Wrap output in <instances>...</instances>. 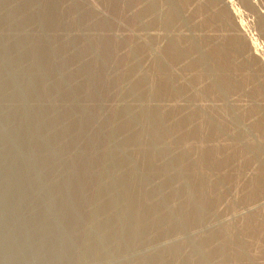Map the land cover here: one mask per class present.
Segmentation results:
<instances>
[{
    "label": "rangeland",
    "instance_id": "obj_1",
    "mask_svg": "<svg viewBox=\"0 0 264 264\" xmlns=\"http://www.w3.org/2000/svg\"><path fill=\"white\" fill-rule=\"evenodd\" d=\"M263 126L264 0H0V264H264Z\"/></svg>",
    "mask_w": 264,
    "mask_h": 264
},
{
    "label": "bare ground",
    "instance_id": "obj_2",
    "mask_svg": "<svg viewBox=\"0 0 264 264\" xmlns=\"http://www.w3.org/2000/svg\"><path fill=\"white\" fill-rule=\"evenodd\" d=\"M174 1H176V0H172V2L174 3ZM156 2V1H155ZM171 2V0H170V3H172ZM162 4V3H161ZM166 4V3H165ZM153 5H156V4H153ZM152 5V6H153ZM177 5V4H176ZM160 7V6H159ZM149 8H151V9H153L152 7H151V4L150 5H148L147 6V10L149 9ZM155 8V7H154ZM171 8V7H170ZM146 10V11H147ZM156 10V9H155ZM139 11V10H138ZM149 11H150V9H149ZM171 12H172V10H171ZM177 12V11H176ZM153 15V14H152ZM160 15L161 16H159V19L161 20V19H163L165 22H167V23H170L172 20L174 21L175 19H176V17H174L175 15H173L172 13H170L169 11L168 12H166V13H164V14H161L160 13ZM165 16V17H164ZM213 18V17H212ZM211 18V19H212ZM222 18H223V15H222ZM159 20V21H160ZM175 24V23H174ZM238 42V41H237ZM101 45V44H100ZM191 45V44H190ZM238 46H239V44H238ZM237 46V47H238ZM242 46V45H241ZM99 48V47H98ZM241 48V47H240ZM172 49L173 50H176V48L175 47H172ZM199 49H201V47L199 46V44L198 43H192V45H191V51L193 52H197ZM177 51V50H176ZM178 53H177V55H181V57H182V55L184 54V53H186L185 52V50H184V47H183V49L182 50H179V51H177ZM188 53H189V50H188ZM176 54V53H175ZM184 56V55H183ZM235 56V55H234ZM204 60H205V58H204ZM230 60V59H229ZM206 61V60H205ZM209 61V60H208ZM211 61V60H210ZM202 62H204V61H202L201 60V62L200 63H202ZM205 63V62H204ZM211 63H212V61H211ZM193 66V65H192ZM202 66V65H201ZM194 67V66H193ZM219 68V67H218ZM198 69H200L199 67H198ZM201 69H203V68H201ZM217 69V68H216ZM221 70V69H220ZM199 71V70H198ZM201 71V70H200ZM221 72V71H220ZM156 73V72H155ZM201 73V72H200ZM199 73V74H200ZM205 73V72H204ZM213 74V73H212ZM223 74V73H222ZM204 75V74H203ZM216 76H219L221 79H223V82H221V83H224L223 85H224V87H223V85H221V87H222V89L220 88V90H218V89H216L217 90V92L219 91L220 92V94H222V95H224L227 91H228V89H229V87L231 86V82L233 81V79H230V78H228V77H225V76H223V75H221V74H218V75H216ZM162 77V76H161ZM214 78H216L215 77V74H214ZM239 79V78H238ZM237 79V80H238ZM211 80V79H210ZM216 80V79H215ZM219 80V79H218ZM217 80V81H218ZM216 81V83L218 84V83H220V81L219 82H217ZM222 81V80H221ZM235 82V81H234ZM239 82V81H238ZM238 82H236V83H238ZM164 84V83H163ZM215 84V83H214ZM237 85V84H236ZM160 86V85H159ZM215 86V85H214ZM211 87V88H213L212 90H215L214 88L215 87ZM262 89V88H261ZM213 92V91H212ZM259 92V91H258ZM215 93V92H214ZM216 97V96H215ZM214 97V98H215ZM218 97H220L219 95H218ZM221 98V97H220ZM218 99V98H217ZM209 109V108H208ZM227 109H229V106H228V108ZM227 109H226V111H227ZM229 111V110H228ZM214 113H216V112H214ZM221 113V112H220ZM223 113V112H222ZM224 114V113H223ZM221 115V114H220ZM226 115V114H225ZM215 116V115H214ZM211 118V117H210ZM209 118V119H210ZM226 118H228V116L226 117ZM218 119V118H217ZM187 120V119H186ZM224 120V119H223ZM222 120V121H223ZM226 120V119H225ZM237 120V119H236ZM212 121H213V119H212ZM219 121V120H218ZM218 121L216 122V124H215V126L213 127V130L215 131V133H218V131L221 129V125L222 124H220V123H218ZM221 121V122H222ZM231 121V120H230ZM225 122V121H224ZM223 122V123H224ZM232 122V121H231ZM237 122H238V120H237ZM187 123V122H186ZM227 124V123H226ZM230 124V123H229ZM256 124V123H255ZM204 125V124H203ZM231 126V125H230ZM238 127V126H237ZM206 128V127H205ZM208 128V127H207ZM233 128V127H232ZM263 128H264V126H263ZM227 129V128H226ZM234 130V129H233ZM236 130V129H235ZM214 131H212V132H214ZM228 131H230L229 130V128H228ZM237 132V131H236ZM264 132V131H263ZM210 133H211V131H210ZM240 133V132H239ZM235 133V131L233 132V134H232V137L229 139V140H233V144H228V146L227 147H224V146H221V147H224V148H220V146L219 147H215V149H211L209 152H208V154H209V156L211 157V162H212V166H213V168L215 169L216 168V178L213 180L214 182H216V183H214L215 185H213V183H212V191H213V196H214V202H216V200H218L217 198L219 197L220 198V194H222V193H224L222 190H224V189H226V187L228 188V187H230L231 185V183L232 182H234L235 180H234V178H233V174L235 173V174H237L238 175V173H240L242 170H243V168L245 167V166H247V165H245L246 164V162H248V160L250 161V160H252L250 157H252V158H254L253 156L254 155H257V154H254V152H253V149H250V147H252L253 145L251 144L252 142H247V136H246V134H245V132H243L242 131V133ZM212 134V133H211ZM219 134V133H218ZM229 134H230V136H231V131L229 132ZM240 136H242L241 138H240ZM205 138V137H204ZM249 138V137H248ZM225 140V139H224ZM235 141V142H234ZM250 141V140H249ZM204 142V141H203ZM243 142V143H242ZM202 143V142H201ZM230 143V142H229ZM248 143V144H247ZM225 144V143H224ZM249 144H251V146L249 147ZM218 146V145H217ZM200 148V147H199ZM214 148V147H213ZM159 149V148H158ZM262 152V151H261ZM264 152V151H263ZM252 153V154H251ZM239 154V158H237V159H239L240 160V158L242 159V162L241 161H239V162H241L242 163V165H240L239 163H238V161L236 162L235 160V157H238V156H236V155H238ZM252 155V156H251ZM261 155V154H260ZM262 158H263V162L262 163H260L259 165L260 166H258V169H257V173L254 175V178L251 180V181H249V182H251V184L249 183L248 184V187H246V189H248V190H250V188H251V190H253L254 189V191H248V190H246V191H248V193H258V192H260L261 190H263L264 189V153H262ZM202 157H204V156H200V158H202ZM256 157H259V155L258 156H256ZM206 158V157H205ZM196 159V158H195ZM199 160V159H198ZM202 161V160H201ZM261 161V160H260ZM210 165V166H211ZM207 166V165H206ZM209 168V167H208ZM246 168V167H245ZM210 169V168H209ZM242 172H244V170L242 171ZM255 173V172H254ZM242 175V174H241ZM211 176H213V175H211ZM215 177V176H214ZM238 179H239V177H238ZM168 181V180H167ZM208 182L207 181H202V183H200V187H208L207 184ZM235 183V182H234ZM203 185V186H202ZM228 185H230V186H228ZM198 186V185H197ZM247 186V185H246ZM225 187V188H224ZM233 187H235L234 185H233ZM204 188V189H205ZM253 188V189H252ZM121 189V188H120ZM203 189V188H202ZM202 189H200L201 191H202ZM208 189V188H207ZM211 190V189H210ZM242 190H244V189H242ZM264 191V190H263ZM247 193V192H246ZM205 194V193H204ZM206 195V194H205ZM208 195V194H207ZM212 195V194H211ZM247 195V194H246ZM248 197V196H247ZM204 198V197H203ZM207 198V197H206ZM212 198V197H211ZM213 199V198H212ZM240 199V198H239ZM242 199V198H241ZM246 199V198H245ZM208 200V199H207ZM236 200V199H235ZM248 200V199H247ZM234 201V200H233ZM235 202V201H234ZM217 209V208H216ZM213 212V211H212ZM186 213V212H185ZM199 215H196V216H200V213L199 212H197ZM204 213V212H203ZM167 214V213H166ZM191 214V213H190ZM167 216V215H166ZM195 216V215H194ZM147 219V218H146ZM174 219V218H173ZM178 220V219H177ZM246 220V219H245ZM195 221V220H194ZM176 223V222H175ZM259 225H261V224H259ZM246 228V227H245ZM236 229V228H235ZM230 230V234L229 235H227V238L226 239H223V238H225V236L224 237H221L220 236V232H219V235H217L218 234V232L215 234V236L214 237H216V240L218 241V239L220 240V241H222V240H224L225 241V245H226V248H225V245H224V249H226V251H223L222 253H220V252H218V255H220V257L222 258V259H224L226 256H228V255H231V258H232V260H233V263H236V264H239V263H241L242 261V259H243V262H244V256L247 254V252H245V249H244V244L242 245V242L240 241L241 239H240V237H239V235L237 236L235 233L236 232H234L233 230H231V229H229ZM219 231V230H218ZM242 231V230H241ZM245 231V230H244ZM234 232V233H233ZM262 232V231H261ZM247 233V232H246ZM255 234V233H254ZM258 234H259V232H258ZM261 234V233H260ZM221 235H223V234H221ZM254 236V235H253ZM257 236V235H256ZM213 237V236H212ZM242 237V236H241ZM243 237H244V235H243ZM213 239V238H212ZM256 239V238H255ZM243 240H245L244 238H243ZM242 240V241H243ZM202 241V240H201ZM229 242V243H228ZM245 243V242H244ZM200 245V244H199ZM244 246V247H243ZM255 247V246H254ZM198 248V247H197ZM196 248V249H197ZM207 248V247H206ZM177 253V252H176ZM243 257V258H242ZM191 258V257H190ZM215 258V257H214ZM231 258H229V259H231ZM178 259V258H177ZM200 259H202V258H200ZM198 260V259H197ZM187 261V260H186ZM194 261V260H193ZM200 261V260H199ZM205 261V260H204ZM196 262V261H195ZM239 262V263H238ZM243 262L241 263V264H243ZM200 264H204V263H201V262H199ZM190 264V263H189Z\"/></svg>",
    "mask_w": 264,
    "mask_h": 264
}]
</instances>
